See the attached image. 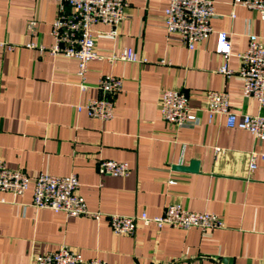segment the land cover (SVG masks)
Masks as SVG:
<instances>
[{"label": "crops", "instance_id": "crops-1", "mask_svg": "<svg viewBox=\"0 0 264 264\" xmlns=\"http://www.w3.org/2000/svg\"><path fill=\"white\" fill-rule=\"evenodd\" d=\"M212 1V31L188 49L164 28L169 0H126L128 17L117 36L106 33L108 25H94L100 57L88 62L81 90L76 59L27 46L53 43L56 0H0V160L30 177L75 173L87 208L105 214L96 220L35 209L32 183L21 195L0 191V264H32L34 255L61 244L107 264H264V141L227 127L223 116L208 122L204 111L207 90L226 91L237 113L262 111L254 98L242 96L236 53L250 36L264 43V20L232 0ZM219 31L230 38L228 65L235 72L229 77L218 72L224 63L215 51ZM124 49L144 61L105 58ZM108 74L123 79L112 118L77 111L75 105L101 95L96 83ZM163 89L185 91L198 124L177 129L165 122L158 107ZM104 159L126 162L129 174L99 173ZM191 161L197 171L175 169ZM172 202L215 213L223 226L202 232L150 223L133 234H114L107 221L111 213L156 216Z\"/></svg>", "mask_w": 264, "mask_h": 264}, {"label": "built area", "instance_id": "built-area-1", "mask_svg": "<svg viewBox=\"0 0 264 264\" xmlns=\"http://www.w3.org/2000/svg\"><path fill=\"white\" fill-rule=\"evenodd\" d=\"M57 14L52 22L50 34L53 43L49 46L27 44L40 51H48L52 56L62 55L77 61L79 88L86 89L84 83L87 64L100 56L95 51L94 25H108L106 32L115 37L118 26L128 17L126 0H56ZM233 6L241 5L256 11L264 20V0H232ZM215 16L212 0H169L164 9V28L167 33H176L188 49H193L195 42L205 39L212 31L210 21ZM234 17V12L230 13ZM36 21L28 22V29H35ZM12 48L11 45H7ZM216 53L224 58L218 72L229 77L235 71L228 65L231 55V43L228 33L217 32ZM240 65L236 74L242 80V96L254 98L262 109L256 114H244L233 111L228 93L224 90L205 91L204 111L208 122L216 116H223L230 128L250 132L258 141H264V43L255 36H250L245 50L236 53ZM110 61L124 60L143 62L131 49H124L119 54L106 56ZM163 62V61H161ZM100 96L89 99L85 105H75L77 111L85 110L87 115L100 120L113 116V96L123 88L120 76L101 75L96 83ZM158 107L162 119L177 129L192 128L199 122V117L189 105V97L181 89H163ZM263 156V155H262ZM257 153L253 152L250 168H255ZM101 174L125 177L129 174L126 162L104 159L98 163ZM32 183L31 205L35 209L62 211L67 216H85L99 219L104 213L90 211L84 199L79 195V181L75 173L57 176L39 173L30 177L22 169H13L0 160V191L21 195ZM114 234H133L139 225L154 223L158 228L167 225L181 229L198 228L202 232L220 228L222 220L215 213L190 211L179 203H167L161 214L148 216L146 212L133 215L111 213L106 215ZM32 264H107L99 258L84 259L71 247L61 244L57 249L33 256Z\"/></svg>", "mask_w": 264, "mask_h": 264}, {"label": "water", "instance_id": "water-1", "mask_svg": "<svg viewBox=\"0 0 264 264\" xmlns=\"http://www.w3.org/2000/svg\"><path fill=\"white\" fill-rule=\"evenodd\" d=\"M175 169H179V170H185V171H197L198 170V163L197 161H191L190 166L186 167V166H182V165H176ZM223 261H226L223 259Z\"/></svg>", "mask_w": 264, "mask_h": 264}]
</instances>
